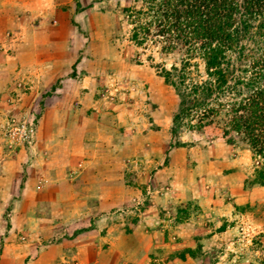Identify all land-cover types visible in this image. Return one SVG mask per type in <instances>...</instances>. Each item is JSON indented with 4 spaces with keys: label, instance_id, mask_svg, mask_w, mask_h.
Segmentation results:
<instances>
[{
    "label": "rangeland",
    "instance_id": "obj_1",
    "mask_svg": "<svg viewBox=\"0 0 264 264\" xmlns=\"http://www.w3.org/2000/svg\"><path fill=\"white\" fill-rule=\"evenodd\" d=\"M28 1L0 0V264H264L263 161L173 123L183 48L132 39L137 0Z\"/></svg>",
    "mask_w": 264,
    "mask_h": 264
},
{
    "label": "trees",
    "instance_id": "obj_2",
    "mask_svg": "<svg viewBox=\"0 0 264 264\" xmlns=\"http://www.w3.org/2000/svg\"><path fill=\"white\" fill-rule=\"evenodd\" d=\"M137 1L143 25L132 39L153 28L166 50L183 48L179 68L163 72L180 99L173 123L196 131L221 124L224 139L263 161L254 181L264 183V0Z\"/></svg>",
    "mask_w": 264,
    "mask_h": 264
},
{
    "label": "crops",
    "instance_id": "obj_3",
    "mask_svg": "<svg viewBox=\"0 0 264 264\" xmlns=\"http://www.w3.org/2000/svg\"><path fill=\"white\" fill-rule=\"evenodd\" d=\"M40 2H41V0H32V1H28L27 3L28 4H30V6H31V9H35V8H39L37 11H35V12H29V14H27V13H23L24 15L22 16V17H25V15L28 17V15H29V17L31 18V19H33V21H35L34 19H36V15H38V13H40L39 12V10H40ZM41 11V10H40ZM22 19H25V18H22ZM7 160V159H6ZM0 176L1 177H4L5 176V174L3 173L2 174V171L0 172ZM1 179V178H0ZM1 182H3V179H2V181ZM0 185H1V183H0ZM3 189H4V187H2ZM3 189H0V193H1V191L3 192Z\"/></svg>",
    "mask_w": 264,
    "mask_h": 264
}]
</instances>
